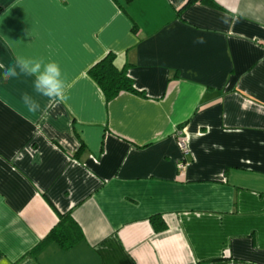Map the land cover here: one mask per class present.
Here are the masks:
<instances>
[{
  "label": "crops",
  "instance_id": "crops-1",
  "mask_svg": "<svg viewBox=\"0 0 264 264\" xmlns=\"http://www.w3.org/2000/svg\"><path fill=\"white\" fill-rule=\"evenodd\" d=\"M213 1L0 0V64L66 81L0 69V264H264V0ZM109 53L141 94L106 100ZM65 212L82 238L33 251Z\"/></svg>",
  "mask_w": 264,
  "mask_h": 264
},
{
  "label": "trees",
  "instance_id": "trees-1",
  "mask_svg": "<svg viewBox=\"0 0 264 264\" xmlns=\"http://www.w3.org/2000/svg\"><path fill=\"white\" fill-rule=\"evenodd\" d=\"M130 1V0H127ZM195 0H188L191 3ZM209 5H216L213 0H200ZM89 75L102 89L107 101L113 99L122 91L141 94L134 87L132 78L128 76L125 67H118L113 61V54L109 53L97 61L89 70ZM150 222L156 230H162L165 222L161 215L155 214L150 217ZM82 238V231L69 212L58 213V221L51 227L39 244L33 249L36 251L43 245L53 242L61 249L68 250Z\"/></svg>",
  "mask_w": 264,
  "mask_h": 264
},
{
  "label": "clouds",
  "instance_id": "clouds-1",
  "mask_svg": "<svg viewBox=\"0 0 264 264\" xmlns=\"http://www.w3.org/2000/svg\"><path fill=\"white\" fill-rule=\"evenodd\" d=\"M0 69H4L3 79L5 81L21 74L34 77V91L39 96L47 98L49 104L65 99L66 81L61 66L56 61L17 55L14 64L8 67L0 64ZM21 99L28 111L36 112L40 109L39 102L28 93H24Z\"/></svg>",
  "mask_w": 264,
  "mask_h": 264
},
{
  "label": "built area",
  "instance_id": "built-area-1",
  "mask_svg": "<svg viewBox=\"0 0 264 264\" xmlns=\"http://www.w3.org/2000/svg\"><path fill=\"white\" fill-rule=\"evenodd\" d=\"M182 135L183 134H182L181 130H177V132L175 133V137H176V140H177V145L180 148L181 153H182L181 159H180V161L178 163V166L181 169H183L186 166V164H187L186 157L189 155V148H188L187 142L183 138Z\"/></svg>",
  "mask_w": 264,
  "mask_h": 264
}]
</instances>
